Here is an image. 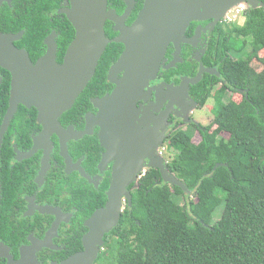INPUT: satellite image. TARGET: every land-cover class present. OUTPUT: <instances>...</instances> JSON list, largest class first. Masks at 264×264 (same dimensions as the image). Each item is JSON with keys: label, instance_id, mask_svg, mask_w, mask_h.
Returning <instances> with one entry per match:
<instances>
[{"label": "flooded vegetation", "instance_id": "1", "mask_svg": "<svg viewBox=\"0 0 264 264\" xmlns=\"http://www.w3.org/2000/svg\"><path fill=\"white\" fill-rule=\"evenodd\" d=\"M146 1H107L103 30L109 43L96 68L101 67L104 78L92 88L93 96L58 118L56 128L46 130L38 111L22 104L7 117L13 76L0 66V264H65L81 257L87 251L89 224L106 208L112 183L126 166L119 223L96 245L97 256L91 263L116 264L106 250V237L119 226L122 216L128 223L135 222L131 208L140 182L146 177L149 184L151 171H157L160 180L155 185L166 184L160 170L150 164L167 167L177 153L176 138L184 133L194 137L213 122L218 101L224 104L236 93L245 94L226 66L246 58L247 45L241 48L234 41H244L246 36L238 29L244 27L245 13L251 7L248 1L229 0L221 7H230L214 18L196 19L177 29L180 34L167 43L156 76L145 87L143 99L137 101L135 121L123 123L128 130L115 133L114 142L106 140L103 121L95 122L101 111L93 100L115 90L109 72L126 50L116 40L138 22ZM183 1L177 6L183 11L199 4ZM71 8V0H0V34L15 37L13 45L26 51L33 66L46 56V43L52 38L57 48L55 63L63 65L76 36L65 14ZM30 29L35 36H30ZM66 33L73 35L71 41ZM123 73L114 80L120 81ZM193 80L198 81L191 84ZM197 113H203L202 117L195 118ZM134 152L144 157L139 160L134 156V162L128 163V154ZM129 166L140 169L136 179Z\"/></svg>", "mask_w": 264, "mask_h": 264}, {"label": "trees", "instance_id": "2", "mask_svg": "<svg viewBox=\"0 0 264 264\" xmlns=\"http://www.w3.org/2000/svg\"><path fill=\"white\" fill-rule=\"evenodd\" d=\"M245 17L238 29L244 43L234 44L247 45L248 53L226 66L245 94L218 101L208 127L174 140L177 153L167 169L189 193L155 185L157 171L149 184L142 179L133 194L135 222L122 216L106 237L116 264H264V9ZM103 78L98 67L74 109Z\"/></svg>", "mask_w": 264, "mask_h": 264}, {"label": "water", "instance_id": "3", "mask_svg": "<svg viewBox=\"0 0 264 264\" xmlns=\"http://www.w3.org/2000/svg\"><path fill=\"white\" fill-rule=\"evenodd\" d=\"M107 1L71 0L72 8L65 14L74 27L76 36L67 50L63 65L55 63L57 48L52 38L46 43L48 46L46 56L33 66L26 51L18 50L13 45L15 37L0 34V66L13 76L8 118L12 117L18 105L22 104L26 108L33 107L38 111L39 122L46 130L49 127L56 128L58 118L71 110L92 81L109 43L103 30L105 19L108 17ZM182 1L147 0L138 22L130 29H124V37L116 40V43H122L126 47L124 54L109 72V82L116 85V88L111 95L93 100L94 107L101 111L95 122L99 123V119L103 121L104 138L109 142H114L115 133L128 130L122 127L123 123L128 125L135 121L137 101L143 99L145 87L156 76L167 43L180 34L177 29L186 25V22L196 19L214 18L216 13L228 9L231 5L221 7V3L229 0H196L199 2L198 5L183 11L177 7ZM196 1L190 3H197ZM246 1L249 2L251 9H264V4L255 0H240L239 3ZM185 2L188 3L186 0ZM168 4H172L173 9L163 8ZM120 72H124L120 81L114 80V76ZM196 81L198 80L191 81V84ZM128 156H130L128 163L134 162V156L139 157V160L144 157L141 152L129 153ZM125 167L119 170L112 183L106 208L99 211L89 224L86 253L81 257L72 258L65 264H91L97 256L96 245H101L104 235L110 233L119 223V199L125 190L123 179H127L124 178ZM150 167L160 170L164 183L189 193L183 182L171 174L163 163H152ZM129 169L132 168L129 166ZM132 170L134 171L132 177L136 179L140 169ZM127 197L130 200L128 194Z\"/></svg>", "mask_w": 264, "mask_h": 264}, {"label": "rangeland", "instance_id": "4", "mask_svg": "<svg viewBox=\"0 0 264 264\" xmlns=\"http://www.w3.org/2000/svg\"><path fill=\"white\" fill-rule=\"evenodd\" d=\"M244 51H245V53L247 54L248 53V49L247 48H245L244 49ZM234 96V95H233ZM232 96V97H233ZM210 103V102H209ZM190 111H194L193 109H190ZM195 112V111H194ZM193 112V113H194ZM202 115H203V113H197V114H195V118H201L202 117ZM209 117H211V116H209ZM203 119V118H202ZM204 120V119H203ZM203 123L204 124H207L208 122H207V120L206 121H203Z\"/></svg>", "mask_w": 264, "mask_h": 264}]
</instances>
